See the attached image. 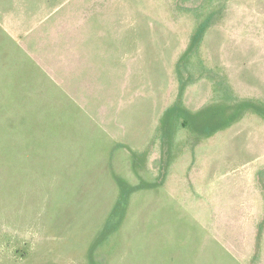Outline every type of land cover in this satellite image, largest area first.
<instances>
[{"label":"rangeland","instance_id":"rangeland-1","mask_svg":"<svg viewBox=\"0 0 264 264\" xmlns=\"http://www.w3.org/2000/svg\"><path fill=\"white\" fill-rule=\"evenodd\" d=\"M0 264H264V0H0Z\"/></svg>","mask_w":264,"mask_h":264},{"label":"trees","instance_id":"trees-1","mask_svg":"<svg viewBox=\"0 0 264 264\" xmlns=\"http://www.w3.org/2000/svg\"><path fill=\"white\" fill-rule=\"evenodd\" d=\"M204 33H205L204 27H202L198 30V32L196 33V35L193 38L192 46H195L197 44V42L202 40Z\"/></svg>","mask_w":264,"mask_h":264}]
</instances>
